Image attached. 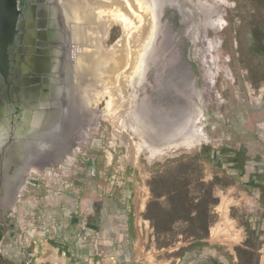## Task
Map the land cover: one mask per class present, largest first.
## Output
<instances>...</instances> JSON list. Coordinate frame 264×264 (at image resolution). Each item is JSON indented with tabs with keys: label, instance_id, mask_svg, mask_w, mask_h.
<instances>
[{
	"label": "rangeland",
	"instance_id": "obj_1",
	"mask_svg": "<svg viewBox=\"0 0 264 264\" xmlns=\"http://www.w3.org/2000/svg\"><path fill=\"white\" fill-rule=\"evenodd\" d=\"M148 1L155 32L138 91L146 138L161 148L195 142V149L152 159L143 151L129 152L114 119L124 110L105 112L104 98L91 106L94 117L70 151L58 154L67 162L41 166L40 175L29 172L13 209L0 211L3 263L239 264L235 248L249 239L257 252L253 262L264 264V2L229 0L221 29L213 33L202 29L194 0ZM29 26L13 75L7 80L0 75V120L25 135L51 112L50 93L44 92L49 54L44 28L37 19ZM120 36L113 27L107 45ZM202 59L210 88L203 86ZM30 100L38 106L32 112ZM182 156L200 159L205 182L217 176L221 185H232L215 189L211 227L221 233L206 239L215 250L178 256L182 243L156 248L144 214L151 200L148 183Z\"/></svg>",
	"mask_w": 264,
	"mask_h": 264
},
{
	"label": "bare ground",
	"instance_id": "obj_2",
	"mask_svg": "<svg viewBox=\"0 0 264 264\" xmlns=\"http://www.w3.org/2000/svg\"><path fill=\"white\" fill-rule=\"evenodd\" d=\"M194 7L201 16L203 30L217 33L221 29L219 19L228 6L229 0H194ZM63 18L64 28L75 50L73 61L64 65V72L72 92L69 113L74 120V134L94 117V109L104 98L105 112L116 113L114 119L118 128L128 140L126 147L129 152H146L149 159L166 156L173 152H190L195 149V142L179 145L177 148H161L146 138L149 130L147 124L140 119L138 110V91L142 84L146 64L150 57L148 49L155 32L156 15L151 1L148 0H57ZM119 27L121 36L112 44L107 45L113 27ZM203 43V40H200ZM204 59V58H203ZM201 60L200 73L204 88H210L209 73L206 63ZM60 88L52 91L57 99ZM105 115V114H104ZM59 118L58 110L49 112L45 117H38L34 124L35 132L27 142L18 144V156L14 161H4L3 191L0 211L13 209L18 194L24 188V180L19 182L20 175H25L24 166L28 162L26 152H34L29 160L30 171L40 175V167L45 159L36 155L45 149L43 138L51 130ZM163 134V133H159ZM5 137L0 132V148ZM190 141H195L191 138ZM67 139L54 148L55 152H66ZM185 142V141H184ZM187 142V141H186ZM131 149V150H130ZM76 152V151H74ZM44 160V161H43ZM67 158L54 157L48 169L66 163ZM13 168V176L8 170ZM16 194L14 195V192ZM14 195V196H13ZM142 207V206H141ZM221 232L216 227L210 228V238L215 239Z\"/></svg>",
	"mask_w": 264,
	"mask_h": 264
},
{
	"label": "water",
	"instance_id": "obj_3",
	"mask_svg": "<svg viewBox=\"0 0 264 264\" xmlns=\"http://www.w3.org/2000/svg\"><path fill=\"white\" fill-rule=\"evenodd\" d=\"M34 10L37 14L35 15ZM37 19L42 27L44 28V40L48 49V62L46 67V88H44L45 94L50 93V98H48L50 105L48 110H58L59 118L54 124L51 133L43 138L42 144L45 149L43 152L38 153L36 156L38 158L45 159L42 163V167L46 166L48 163L52 162L54 157L59 156L58 154L63 152H55L54 148L61 141L67 139L66 142V152L70 151L77 134H74V120H72L69 109L71 106V90L69 91V81L66 78L64 72V65L67 61H73V56L75 50L67 30L63 25V18L61 8L57 0H0V75L7 80L13 75L12 67L14 65L17 50L24 33L26 30L31 29L29 26L30 21ZM13 60V62H12ZM9 76V77H8ZM9 87V86H8ZM60 88L59 98L55 99L52 96V91L54 88ZM29 112L37 109L38 106L33 105L32 101L28 102ZM19 111L11 113L10 116L19 114ZM10 127V128H8ZM9 129L7 131L6 129ZM14 123H9L7 120H0V132L5 138L3 145L0 148V156H2V161L0 162V203L3 187V177H4V161L7 159L9 163L14 161V156H18L17 151L18 144L27 142L35 132V127L30 126V132L26 135L16 131ZM80 132V131H79ZM34 152H26V158L28 162L24 166L26 170V175L31 172L29 160L34 157ZM41 158V159H42ZM15 162V161H14ZM13 168L8 170V174L13 176ZM25 175H20L18 181L24 180ZM16 191L14 192V195ZM13 195V196H14ZM1 210V209H0Z\"/></svg>",
	"mask_w": 264,
	"mask_h": 264
},
{
	"label": "trees",
	"instance_id": "obj_4",
	"mask_svg": "<svg viewBox=\"0 0 264 264\" xmlns=\"http://www.w3.org/2000/svg\"><path fill=\"white\" fill-rule=\"evenodd\" d=\"M199 162V158L191 156L169 161L164 165L166 170L154 175L148 183L151 200L146 205L144 219L153 230L157 249L182 243L184 246L175 253L178 256L215 250L206 242L215 221L212 210L218 205L215 189L222 190L232 184L221 185L217 176L205 182ZM255 251L249 239L243 247L235 248L239 264H258L253 262Z\"/></svg>",
	"mask_w": 264,
	"mask_h": 264
},
{
	"label": "crops",
	"instance_id": "obj_5",
	"mask_svg": "<svg viewBox=\"0 0 264 264\" xmlns=\"http://www.w3.org/2000/svg\"><path fill=\"white\" fill-rule=\"evenodd\" d=\"M0 245H1V243H0ZM4 263H6V262H4ZM3 262H2V260L0 261V264H4ZM7 264V263H6Z\"/></svg>",
	"mask_w": 264,
	"mask_h": 264
},
{
	"label": "flooded vegetation",
	"instance_id": "obj_6",
	"mask_svg": "<svg viewBox=\"0 0 264 264\" xmlns=\"http://www.w3.org/2000/svg\"><path fill=\"white\" fill-rule=\"evenodd\" d=\"M12 62H13V60H12ZM9 77V76H8ZM10 78V77H9Z\"/></svg>",
	"mask_w": 264,
	"mask_h": 264
},
{
	"label": "built area",
	"instance_id": "obj_7",
	"mask_svg": "<svg viewBox=\"0 0 264 264\" xmlns=\"http://www.w3.org/2000/svg\"><path fill=\"white\" fill-rule=\"evenodd\" d=\"M26 264V263H25Z\"/></svg>",
	"mask_w": 264,
	"mask_h": 264
}]
</instances>
